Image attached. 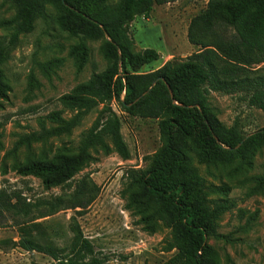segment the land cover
Here are the masks:
<instances>
[{
    "label": "trees",
    "instance_id": "obj_1",
    "mask_svg": "<svg viewBox=\"0 0 264 264\" xmlns=\"http://www.w3.org/2000/svg\"><path fill=\"white\" fill-rule=\"evenodd\" d=\"M0 1L14 11L0 20V29L12 31L9 37L0 36V111L11 92L4 65L20 37L32 33L38 21H53L61 32L78 39L69 51L78 72L89 59V41H102L107 61L103 71L94 72L87 82L60 97L62 108L40 119L38 130L21 135L12 153L71 135L84 117L96 111L98 115L82 134L77 149L63 148L52 158L29 159L16 165L15 171L36 177L51 188L69 183L84 171L95 160L93 150L130 160L123 121L112 106L117 100L133 117L157 119L163 142L149 157L147 167L131 168L124 174L126 209L150 233L160 222L171 227L167 251L173 254L165 264H220L209 240L229 241L219 232L220 221L236 203L230 198L232 189L206 179L198 165L214 169L236 165L241 171L250 167L264 150V128L247 133L238 120L227 127L209 97L212 92L237 95L264 113V67H257L264 64V0H210L190 28L191 41L202 50L182 63H167L141 75L132 72L158 61L160 55L154 49L135 53L130 26L138 15H148L155 4L166 0ZM62 62L56 59L48 68H58ZM68 112L70 118L64 116ZM3 139L0 124V150L4 149ZM254 181L253 192L263 189L264 176ZM86 187L85 183L78 190L77 198L88 195ZM6 198L0 193V225L6 219L4 212L16 207ZM19 212L27 217L31 210L26 205ZM27 230V235L32 234ZM21 244L27 251L53 257L50 264H105V258L81 231L71 254L65 257L27 238Z\"/></svg>",
    "mask_w": 264,
    "mask_h": 264
},
{
    "label": "rangeland",
    "instance_id": "obj_2",
    "mask_svg": "<svg viewBox=\"0 0 264 264\" xmlns=\"http://www.w3.org/2000/svg\"><path fill=\"white\" fill-rule=\"evenodd\" d=\"M209 1L166 0L162 5L155 4L148 15H138L130 26L133 51L154 49L160 58L132 73L154 72L167 63H182L201 51L203 47L190 39V28ZM13 14L14 11L0 1V20ZM11 33L0 29L2 37H9ZM77 42L78 39L61 32L53 21L48 24L38 21L32 33L20 37L11 59L4 65L11 92L0 111L4 131L0 193H5L6 200L16 207L4 212L6 219L0 225V264H50L54 262L53 257L25 250L22 240L30 239L65 257L71 254L78 231L90 239L105 258V264H165L173 254L167 251L171 227L160 222L154 233L148 232L126 209L124 196L126 171L147 167L149 157L163 146L157 119L133 117L114 100L112 106L122 118V134L131 152L130 160L122 159L117 153L93 150L95 160L84 171L69 183L51 188L36 177L15 171L16 165L29 159L44 155L52 158L63 148L76 150L82 134L98 115L96 111L88 114L71 135L51 139L45 145L35 144L30 149L22 147L12 153L21 135L38 130L40 119L62 108L60 97L87 82L94 72L106 68L102 41H89V59L78 72L75 60L69 56L70 48ZM56 59H61L62 65L49 69L48 63ZM209 98L227 127L238 120L247 133L264 128V113L248 106L239 96L212 92ZM64 116L70 118L72 113ZM198 166L209 181L228 185L232 189L230 198L236 203L220 221L219 232L229 241L209 240L220 264H264V187L253 192L254 178L264 176V150L242 171L236 165L227 169ZM85 183L88 195L77 198L78 190ZM26 205L31 213L24 217L19 211ZM28 228L32 234L27 235Z\"/></svg>",
    "mask_w": 264,
    "mask_h": 264
},
{
    "label": "water",
    "instance_id": "obj_3",
    "mask_svg": "<svg viewBox=\"0 0 264 264\" xmlns=\"http://www.w3.org/2000/svg\"><path fill=\"white\" fill-rule=\"evenodd\" d=\"M106 37H107V39H109L108 35H106ZM170 93H171V95L173 96V92H172L171 89H170Z\"/></svg>",
    "mask_w": 264,
    "mask_h": 264
}]
</instances>
